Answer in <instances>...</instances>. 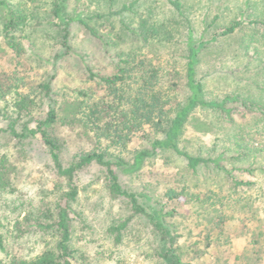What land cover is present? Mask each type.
Listing matches in <instances>:
<instances>
[{
  "label": "rangeland",
  "instance_id": "374dc122",
  "mask_svg": "<svg viewBox=\"0 0 264 264\" xmlns=\"http://www.w3.org/2000/svg\"><path fill=\"white\" fill-rule=\"evenodd\" d=\"M178 1L183 18L169 0H0L8 6L0 7L1 264L55 247V214L67 189L48 149L37 139L13 137L9 126L19 133L35 128L55 109L58 122L49 131L62 144L65 167L95 150L131 164L138 152L152 150L153 142L164 138L159 117L138 129L128 126L124 141L112 132L97 144L92 108L101 111L94 122L99 129L124 128L121 113L131 115L132 99L145 91L166 101L171 118L189 96L190 25L197 47L203 44L197 80L205 100L224 103L230 113L198 108L179 146L192 156L220 160L226 171L209 164L194 172L184 158L160 151L135 173L117 168L122 187L137 195L147 212L134 216L129 202L111 196L102 167L84 168L76 175L81 192L72 206L75 264H165L162 255L170 245L151 219L155 211L185 264H264V27L249 18L264 10V0ZM125 6L130 11L109 16ZM242 11L247 13L243 26L224 36ZM15 15L25 23L7 34L4 28ZM143 19L168 27L174 38L145 41L139 31ZM120 69L127 79L117 90L91 77H113ZM47 84L49 97L42 88ZM127 220L117 241L110 229Z\"/></svg>",
  "mask_w": 264,
  "mask_h": 264
},
{
  "label": "trees",
  "instance_id": "16d2710c",
  "mask_svg": "<svg viewBox=\"0 0 264 264\" xmlns=\"http://www.w3.org/2000/svg\"><path fill=\"white\" fill-rule=\"evenodd\" d=\"M172 7L175 9L176 14L183 18L185 16L184 8L182 4L178 0H169ZM0 7L8 8L6 3L0 2ZM131 6H125L122 10L113 12H109V16L121 15L126 11H130ZM247 13L242 11L239 21L235 20L233 23L228 26L223 32L224 36H230L237 33V30L240 29L242 25L243 18H246ZM105 16L96 15L95 19H101ZM151 17V14H150ZM250 23L253 25H261L264 27V10L261 12L260 10L257 12H252L249 15ZM19 19V20H17ZM24 17H11L8 24L5 26V31L7 34L13 33L18 26L24 24ZM85 28L93 35L96 36L95 31L89 27V24L82 19L78 20ZM217 19L212 22L211 25L216 23ZM66 28V34L64 36L63 45L66 49L69 46V33ZM139 31L142 35V38L146 41L150 38L157 39L159 37L165 38L166 40H171L174 38V32L169 30L168 27L157 25V24H149V19H143L139 25ZM188 56H187V86L189 91V96L184 104H181L179 107L175 108L173 111L174 115L170 118V110H166V101L164 102L163 98L159 95H151L148 93H144L145 91H141L139 96L133 100L132 104L134 105L135 110H133L131 115L125 113H121L120 120L122 126L124 128L119 127L118 129H109L108 126L106 129L96 126L98 120V116H101V111H99V107L94 106L92 108V115L89 117V120L92 122V126L98 132H94L96 139L98 140L97 144L102 142L103 138L110 137L112 138L113 133L116 134V139L119 141H124V133L125 129L136 128L138 129V125L140 123L148 122L153 123L156 119L155 116H158L160 119V123L162 128L164 129V138L161 140H156L152 144V150L149 151H141L138 152L131 164L123 161V160H110L107 158V154L103 151H92L88 153L81 154L77 157V161L69 167H65L61 161V151L62 144L58 138L54 137L49 129L58 122V112L55 109H51L47 114L46 118L39 122L35 128L25 127L19 133L14 124H11L8 128L9 133L18 139H28L34 138L40 141L49 152L52 161L55 164V169L59 177L64 178L66 180L67 189L65 190L61 201L57 206L56 212V223L53 228L56 229V233L58 234V241L54 248H50L45 250L39 256L31 259H22L14 257L11 260L7 261L5 264H75V251L72 249V239H73V204L77 201L80 195V188L76 183V175L82 171L84 168L97 165L102 167L106 173V181L109 192L114 198L125 199L131 205L133 215H147L145 208L140 204L137 195L132 194L126 191L121 183L120 177L117 172V168L124 169L126 173L132 174L139 171L147 159L152 158L157 155L160 151L164 152H172L177 156L184 158L187 161V166L190 170L197 172L201 166L213 164L216 169L219 171H226L224 166L221 165L220 160L218 159H204L201 157H195L191 154L187 153L185 150L180 148V140L184 134L185 127L188 123L190 116L194 113L198 108L205 109H217L227 114L230 111L225 109L224 103H214L205 100L204 97V85L202 82L197 80V65H198V57L200 54V50L203 47L196 45L194 41V32L192 29V25L188 27ZM10 46L12 47V42H10ZM13 48V47H12ZM14 49V48H13ZM91 77L98 78L102 83H104L109 88L115 89L119 86L125 84V80L127 79V74L125 69H120L119 73L114 75L113 77H101L96 74H91ZM154 79L151 78V80ZM46 97L50 96L51 87L49 84L42 87ZM19 107V105H18ZM140 116L141 118H138ZM168 118V121L164 122V118ZM99 121V120H98ZM114 130V131H113ZM122 130V132H121ZM107 136V137H106ZM2 173V170H1ZM1 175V174H0ZM237 185H250L245 183H238ZM175 195V193H170V195ZM45 213H50L47 210ZM53 217V216H52ZM163 216L160 212H154L151 215V219L154 225L158 228L159 235L163 242L169 244L170 247L166 250V252L162 255V259L165 264H185L182 260L181 255L179 254L177 248L175 247V238L171 236L169 231L164 230L160 220ZM155 220H159L155 222ZM131 220L124 221L119 225L110 229L116 236L117 241H121L123 231H125L130 224ZM0 250H5V236L4 234H0ZM1 264V263H0Z\"/></svg>",
  "mask_w": 264,
  "mask_h": 264
}]
</instances>
